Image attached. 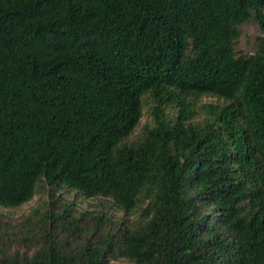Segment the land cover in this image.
I'll list each match as a JSON object with an SVG mask.
<instances>
[{
	"label": "trees",
	"instance_id": "trees-1",
	"mask_svg": "<svg viewBox=\"0 0 264 264\" xmlns=\"http://www.w3.org/2000/svg\"><path fill=\"white\" fill-rule=\"evenodd\" d=\"M0 264H264V0H0Z\"/></svg>",
	"mask_w": 264,
	"mask_h": 264
},
{
	"label": "rangeland",
	"instance_id": "rangeland-1",
	"mask_svg": "<svg viewBox=\"0 0 264 264\" xmlns=\"http://www.w3.org/2000/svg\"><path fill=\"white\" fill-rule=\"evenodd\" d=\"M241 30L242 34L237 43L238 50L243 53L254 54L258 48L257 38L263 34L259 24L255 21H249L241 25ZM205 100L210 101L214 100V98L206 97ZM146 121L147 115L143 117L142 125L145 124ZM140 129V127L137 129L136 134L140 131ZM48 199L49 195L44 191V189H42L39 190L30 201L26 202L22 206L5 211L10 213L15 218L24 217L28 214H32L33 211L37 209L41 211L46 210Z\"/></svg>",
	"mask_w": 264,
	"mask_h": 264
}]
</instances>
